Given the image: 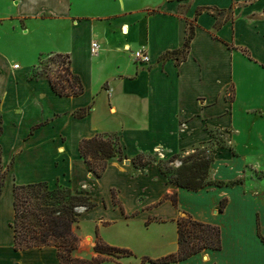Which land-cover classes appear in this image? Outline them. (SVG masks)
<instances>
[{
    "label": "crops",
    "instance_id": "1",
    "mask_svg": "<svg viewBox=\"0 0 264 264\" xmlns=\"http://www.w3.org/2000/svg\"><path fill=\"white\" fill-rule=\"evenodd\" d=\"M0 7V148L11 168L0 194V264H61L54 246L13 247V186L36 182L91 196L94 206L79 208L72 227L77 255L97 256V240L136 255L119 239L168 226L164 251L137 255L173 253L186 213L218 225L221 248L174 264H264V133L252 135L264 129V0H0ZM40 27L47 41L17 57L9 40H31ZM139 48L148 63L132 60ZM174 51L179 60L168 55ZM42 54L68 55L81 93L59 95L47 78L29 76ZM79 110L86 112L75 116ZM100 133L118 135L127 159H108L95 176L79 143ZM215 133L226 144L212 152L220 185L188 190L156 163L131 165L138 154L210 144ZM33 173L48 176L26 178Z\"/></svg>",
    "mask_w": 264,
    "mask_h": 264
},
{
    "label": "trees",
    "instance_id": "2",
    "mask_svg": "<svg viewBox=\"0 0 264 264\" xmlns=\"http://www.w3.org/2000/svg\"><path fill=\"white\" fill-rule=\"evenodd\" d=\"M190 36L191 33H188L186 46ZM179 53L174 51L168 55L179 60L181 58ZM56 55L65 57L68 65V55ZM68 74L71 80L67 79L61 85L47 75L45 78L50 81L53 90L59 95L68 96L81 93L82 84L79 77L71 74L70 71ZM85 112L86 110L76 111L75 116L81 117ZM79 153L95 176L102 174L108 159L116 158L122 161L125 158L118 135L115 133H100L91 138L82 139L79 143ZM143 156L138 154L132 157L134 167L143 169L154 161L153 157L141 163L136 161L138 158L142 159ZM178 156V154H173L167 160V163L171 164L178 159L179 164L175 167H165L162 161L157 162L159 170L168 182L194 191L211 185H220L219 181L209 178L214 159L213 155L208 154L207 149H194L192 153L182 158ZM7 168L2 164L0 148V194L6 181ZM173 201L175 203L174 198ZM93 206L91 196L84 190L72 191L60 185L49 187L46 182L14 185L12 189L13 218L10 224L13 230L14 249L41 248L51 245L56 248L61 264H99L104 260L100 255H110L116 258L130 256L129 250L106 245L100 240H97L93 247L97 256L85 259L73 256L78 245V237L74 234L72 227L78 221V209H89ZM223 206L224 201L222 200L219 209ZM176 244L175 252L157 259L142 257L140 264H174L204 249L219 250L221 248L220 227L197 221L191 217H180L176 222ZM114 252L117 255H113Z\"/></svg>",
    "mask_w": 264,
    "mask_h": 264
},
{
    "label": "rangeland",
    "instance_id": "3",
    "mask_svg": "<svg viewBox=\"0 0 264 264\" xmlns=\"http://www.w3.org/2000/svg\"><path fill=\"white\" fill-rule=\"evenodd\" d=\"M0 10H2V8L0 7ZM45 33H46V29L44 27H40L39 31H38V36L37 34L34 35V38H30L31 40L28 39H19L17 37L12 38L11 40H9V45L10 46H14L15 50H17L16 53L17 57H21L23 56L25 53H27L30 49V47H33V45L37 46L39 44H43L44 41H47V37H45ZM1 45H3V42H0ZM22 49L26 50L25 53L22 55V52L20 51ZM19 49V50H18ZM13 51V50H10ZM11 53V54H13ZM25 57V55H24ZM26 58H29V54L26 56ZM69 71H68V65H67V59L63 56L58 57L56 54H42L38 57V64L36 65L35 68L32 69V71L30 72L29 76H34V77H42L45 78L46 75L49 76L53 81H55L57 84H63L65 83V80H71L69 77ZM253 131H261L262 133H264V129H253L252 130V135H255L256 132ZM247 140V138H246ZM245 138L241 139V145L246 144L244 142H246ZM253 140V139H252ZM256 142V139H255ZM219 146H226L225 144V140L224 137L221 136L219 133H215L213 135V142L207 145H202V146H194L191 148H188L186 150H183L182 152L178 153V158H182L184 156H186L187 154H190L194 151V149H207L208 150V154L212 155V152L214 151V148L219 147ZM247 152H249V149H247ZM144 155L142 159H137L136 161L138 162H142L144 160H150V157L154 158V161H151V163H156L158 161H162V165H164L165 167H169V166H177L179 164V162L177 161L178 159H176L173 163L168 164L167 160L169 159V157L171 155H169L168 153L164 152V151H156L154 153H144L142 154ZM150 155V156H148ZM124 159H127V157H125ZM122 159V161L124 160ZM131 160V159H130ZM131 165L133 167L132 164V160H131ZM158 165V164H157ZM159 167V166H158ZM51 170V168L49 166H47V170ZM27 175L26 178L30 177H39V176H48L45 174H25ZM261 175H264V171L261 173ZM11 177V168L8 167L6 172H5V180L9 179ZM215 174L214 171L212 170V166L210 168L209 171V178L214 180ZM183 218H187L190 217L188 214L184 213ZM83 226L85 228H91L90 225H88V223H83ZM145 237L141 240L139 239V237H136L135 234H130L128 235L127 239H119V240H123V241H119L122 243H125L127 245H129L134 251H136V253L138 254H144V253H149L152 255H157L159 253H161L162 251H164L166 249L165 244L173 237V231L172 228L170 226L168 227H156L155 229H152L148 232H145ZM110 238L113 241H118V240H114V238H112V234L110 233ZM145 239V240H144ZM126 240V241H125ZM96 243V242H95ZM95 245V244H94ZM93 245V246H94ZM107 245V244H106ZM118 248V247H116ZM131 255L128 257H123V258H116L114 256H110V255H100V257L104 258L103 261H101L99 264H140L141 261V256L139 255H135L132 251ZM113 255H117L116 252L113 253ZM73 256L75 258L78 259H85V258H89V255H85V254H81V255H77L76 251L73 252Z\"/></svg>",
    "mask_w": 264,
    "mask_h": 264
},
{
    "label": "built area",
    "instance_id": "4",
    "mask_svg": "<svg viewBox=\"0 0 264 264\" xmlns=\"http://www.w3.org/2000/svg\"><path fill=\"white\" fill-rule=\"evenodd\" d=\"M99 49V43L97 41H91L90 43V54L96 55L98 53ZM125 49L129 50V48L126 46ZM132 60L141 64H146L149 62V56L148 53L143 48L135 49L130 52ZM13 68H18V64H14Z\"/></svg>",
    "mask_w": 264,
    "mask_h": 264
},
{
    "label": "water",
    "instance_id": "5",
    "mask_svg": "<svg viewBox=\"0 0 264 264\" xmlns=\"http://www.w3.org/2000/svg\"><path fill=\"white\" fill-rule=\"evenodd\" d=\"M125 162H127V161H125Z\"/></svg>",
    "mask_w": 264,
    "mask_h": 264
}]
</instances>
